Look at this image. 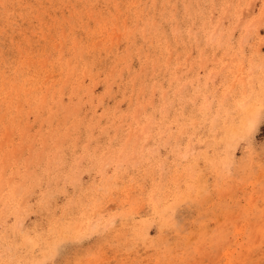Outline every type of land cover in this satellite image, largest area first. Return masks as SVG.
Instances as JSON below:
<instances>
[{"label":"rangeland","instance_id":"1","mask_svg":"<svg viewBox=\"0 0 264 264\" xmlns=\"http://www.w3.org/2000/svg\"><path fill=\"white\" fill-rule=\"evenodd\" d=\"M0 264H264V0H0Z\"/></svg>","mask_w":264,"mask_h":264}]
</instances>
